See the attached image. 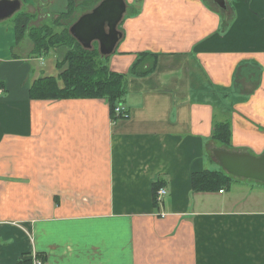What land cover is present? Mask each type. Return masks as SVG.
<instances>
[{
  "label": "crops",
  "instance_id": "crops-1",
  "mask_svg": "<svg viewBox=\"0 0 264 264\" xmlns=\"http://www.w3.org/2000/svg\"><path fill=\"white\" fill-rule=\"evenodd\" d=\"M18 1L32 27L68 10ZM224 1H124L118 121L104 99L31 100L34 44L0 21V264H264V182L192 190L224 171L215 150L264 155V0ZM143 53L153 71L131 74ZM220 122L230 146L212 139Z\"/></svg>",
  "mask_w": 264,
  "mask_h": 264
},
{
  "label": "trees",
  "instance_id": "trees-1",
  "mask_svg": "<svg viewBox=\"0 0 264 264\" xmlns=\"http://www.w3.org/2000/svg\"><path fill=\"white\" fill-rule=\"evenodd\" d=\"M101 0H68L66 14L58 16L52 24L40 27H31L32 17L27 14H18L14 18L17 40L28 34L34 44V57H43L50 51H63V59L57 60V76H44L36 79L29 87L31 100H70V99H104L108 101L111 119L118 121L115 109L122 105L127 94L126 77L123 74L109 69L107 58H102L97 47L85 50L69 33V26H63V21L69 20L75 11L90 12ZM85 14V12H83ZM62 28L60 32L54 30ZM121 33V32H120ZM64 49V50H63ZM66 50V51H65ZM66 52V53H65ZM158 61L155 55L143 53L139 55L131 72L136 76H146L152 69L147 63ZM147 66L143 69V66ZM131 73V74H132ZM212 139L225 146L231 144V128L228 122L216 123L213 126ZM193 193L215 192L232 184V176L224 171H203L192 175ZM162 187L158 183L155 192ZM156 196V195H155ZM44 262L45 260L40 257ZM22 262L21 264H29Z\"/></svg>",
  "mask_w": 264,
  "mask_h": 264
},
{
  "label": "water",
  "instance_id": "water-1",
  "mask_svg": "<svg viewBox=\"0 0 264 264\" xmlns=\"http://www.w3.org/2000/svg\"><path fill=\"white\" fill-rule=\"evenodd\" d=\"M125 0H102L90 12L70 27V35L85 49L91 50L93 43L99 45V54L108 57L114 53L122 37L118 26L127 12ZM225 9L224 0H215ZM18 0L0 1V21L13 17L21 8ZM214 156L227 175L240 179L264 182V155L255 157L246 153L215 150Z\"/></svg>",
  "mask_w": 264,
  "mask_h": 264
},
{
  "label": "rangeland",
  "instance_id": "rangeland-1",
  "mask_svg": "<svg viewBox=\"0 0 264 264\" xmlns=\"http://www.w3.org/2000/svg\"><path fill=\"white\" fill-rule=\"evenodd\" d=\"M102 1V0H101ZM104 1V0H103ZM77 2L79 3V2H82V0H77ZM131 9H132V4L130 5V9H128L129 10V12L131 11ZM87 11H89V10H85V11H83V10H77V11H75V14L72 16V18L71 19H69V20H65V21H63V26H69L68 28L70 29V27L81 17V15H83L84 13L83 12H87ZM91 11V10H90ZM129 12L128 13H126V14H129ZM57 20V19H56ZM5 24H7V25H13V23H14V18L13 17H11V18H8V19H5ZM55 22V20H52V21H46L45 22V25H49V26H52V24ZM30 24H32V25H34L32 22L30 23ZM32 27V26H31ZM34 27H37V26H34ZM38 28V27H37ZM61 29L62 28H55L54 30H56V31H58V32H60L61 31ZM93 46L94 47H97V49H98V51H99V45L97 44V43H93ZM64 50V49H63ZM66 51V50H65ZM66 53V52H65ZM99 54V53H98ZM63 55H64V53H63V51H61V52H53V51H50L47 55H45V56H43V57H31V60H30V62H29V65L31 66V67H36V68H38L37 70V73H41V75L42 76H39V77H46V76H57V74H59V72L57 71V69H56V64H57V60H62L63 59ZM32 56H34L33 54H32ZM102 57V56H101ZM102 58H107V60H108V62L110 63V58H112L111 57V55L110 56H108V57H102ZM36 59V60H35ZM38 59H41V60H38ZM32 61H34V62H32ZM109 66H110V64H109ZM108 66V67H109ZM146 65L145 66H143L142 68L143 69H146ZM109 69L111 70V68L109 67ZM132 73V72H131ZM31 79H32V77H31ZM212 155V158L214 159V160H216L215 159V157H214V155L213 154H211ZM214 169V168H213ZM222 168L220 167V170H221ZM225 172V171H224ZM227 173V172H226Z\"/></svg>",
  "mask_w": 264,
  "mask_h": 264
},
{
  "label": "built area",
  "instance_id": "built-area-1",
  "mask_svg": "<svg viewBox=\"0 0 264 264\" xmlns=\"http://www.w3.org/2000/svg\"><path fill=\"white\" fill-rule=\"evenodd\" d=\"M115 113L116 116H121V119H128L129 114H128V110L125 109V107L123 105H119L116 109H115ZM166 190H164L163 188H161L158 191V200L160 201L165 195H166ZM31 258H30V263L29 264H46V262H44L40 256H38L36 254V252L31 254Z\"/></svg>",
  "mask_w": 264,
  "mask_h": 264
}]
</instances>
